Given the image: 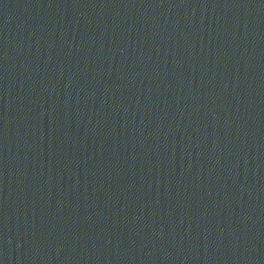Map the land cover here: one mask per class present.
Returning <instances> with one entry per match:
<instances>
[{
  "label": "water",
  "instance_id": "1",
  "mask_svg": "<svg viewBox=\"0 0 264 264\" xmlns=\"http://www.w3.org/2000/svg\"><path fill=\"white\" fill-rule=\"evenodd\" d=\"M0 264H264V0H0Z\"/></svg>",
  "mask_w": 264,
  "mask_h": 264
}]
</instances>
